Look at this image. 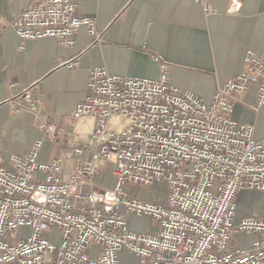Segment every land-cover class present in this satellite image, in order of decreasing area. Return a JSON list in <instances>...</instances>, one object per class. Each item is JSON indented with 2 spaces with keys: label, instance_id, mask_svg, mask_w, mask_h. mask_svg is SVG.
Returning <instances> with one entry per match:
<instances>
[{
  "label": "built area",
  "instance_id": "obj_1",
  "mask_svg": "<svg viewBox=\"0 0 264 264\" xmlns=\"http://www.w3.org/2000/svg\"><path fill=\"white\" fill-rule=\"evenodd\" d=\"M194 1L214 13L207 0ZM0 21L22 41L52 37L72 47L83 27L101 38L96 20L72 0H34L11 21L0 12ZM244 60L210 99L174 84L166 62L158 79L91 68L70 122L93 146L75 145L68 169L63 154L41 160L43 139L0 164V264H124L123 249L140 264H264V218L236 222L237 195L264 192V138L233 116L251 86L253 109L264 106V55L248 49ZM38 125L52 139L66 131ZM101 173L113 178L111 187L98 183ZM161 181L169 188L165 204L127 189ZM122 209L159 229L130 230ZM22 228L31 232L19 238ZM241 233L255 235L250 246L231 247Z\"/></svg>",
  "mask_w": 264,
  "mask_h": 264
},
{
  "label": "crops",
  "instance_id": "obj_2",
  "mask_svg": "<svg viewBox=\"0 0 264 264\" xmlns=\"http://www.w3.org/2000/svg\"><path fill=\"white\" fill-rule=\"evenodd\" d=\"M33 1L0 0L1 15L11 21ZM72 1L80 15L96 20L99 42L85 27L72 47H63L52 37L22 41L11 26L0 21L2 165L9 166L12 154L26 153L39 139L55 144V154L44 151L41 160L63 154L67 169L75 145L93 146L89 136L75 132L70 122L85 98L93 67L158 79L160 64L166 62L171 66L174 84L210 99L244 69L248 49L264 55V0H207L214 10L209 15L194 0ZM72 60L78 65L68 66ZM256 92L251 86L240 97L233 116L239 122L254 124L256 138L261 139L264 106L253 109ZM40 121L65 126L66 131L52 139L39 128ZM97 180L103 185L113 183V178L104 173Z\"/></svg>",
  "mask_w": 264,
  "mask_h": 264
},
{
  "label": "rangeland",
  "instance_id": "obj_3",
  "mask_svg": "<svg viewBox=\"0 0 264 264\" xmlns=\"http://www.w3.org/2000/svg\"><path fill=\"white\" fill-rule=\"evenodd\" d=\"M55 144L54 143H44L41 154L44 151L53 155L55 154ZM106 172L110 168H106ZM112 184V183H111ZM110 185V183L106 184ZM128 186V185H127ZM131 195L143 198L145 200L160 202L165 204L167 200V195L169 188L166 182L161 181L153 184L150 187H141L137 185L128 186ZM237 211H236V222H239L244 217H254L257 219L264 218V192H258L255 190H243L237 197ZM126 215L128 222V227L130 230L138 233L155 232L159 229V223L152 221L144 217H138L133 213H127L125 209L121 210ZM31 231L27 228H22L19 232V238H22ZM255 235L248 233L237 234L231 241V247H246L250 246ZM120 257L124 264H140L138 257L131 254L127 249H123L120 253Z\"/></svg>",
  "mask_w": 264,
  "mask_h": 264
},
{
  "label": "bare ground",
  "instance_id": "obj_4",
  "mask_svg": "<svg viewBox=\"0 0 264 264\" xmlns=\"http://www.w3.org/2000/svg\"><path fill=\"white\" fill-rule=\"evenodd\" d=\"M81 127H83V129H86L88 125H82Z\"/></svg>",
  "mask_w": 264,
  "mask_h": 264
}]
</instances>
